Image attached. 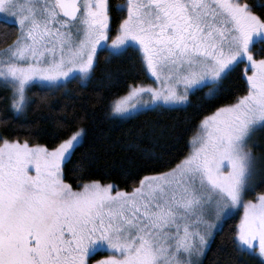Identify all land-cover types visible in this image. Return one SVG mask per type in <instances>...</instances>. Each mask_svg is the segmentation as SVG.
<instances>
[{"label":"snow or ice","instance_id":"6c2138e0","mask_svg":"<svg viewBox=\"0 0 264 264\" xmlns=\"http://www.w3.org/2000/svg\"><path fill=\"white\" fill-rule=\"evenodd\" d=\"M116 10L122 19L113 29L109 0H0L4 34L15 37L0 49L12 117L34 103V84L41 103L73 81L87 87L98 50L132 49L153 80L110 99L113 119L187 108L189 93L202 88L214 100L241 64L245 89L201 117L187 154L131 191L65 181L63 166L86 138L78 122L58 121L66 137L52 146L0 135V264H200L235 207L243 209L238 249L264 257V192L244 199L258 163L249 142L264 128V51L256 58L252 50L264 42V18L246 0H125ZM101 78L113 76L104 70ZM100 252L108 254L94 259Z\"/></svg>","mask_w":264,"mask_h":264},{"label":"trees","instance_id":"16d2710c","mask_svg":"<svg viewBox=\"0 0 264 264\" xmlns=\"http://www.w3.org/2000/svg\"><path fill=\"white\" fill-rule=\"evenodd\" d=\"M252 11L264 18V0H246ZM111 27L115 29L122 19L116 10L125 0H109ZM7 30L0 24V49L15 38L5 35ZM112 36L115 35L113 31ZM256 55L264 51V42L253 47ZM98 67L95 76L87 87L73 81L67 91L49 93L47 103L40 102L43 91L39 86L29 90L34 103L26 114L16 119L8 108L9 90L0 86V135L7 138L29 139L30 142L52 146L57 138L66 137V129L61 130L57 122H78L85 128L86 138L83 146L76 149L70 161L64 164V179L74 188L78 183L99 180L113 183L121 189L131 191L139 180L153 172L163 171L169 163L176 162L190 149L189 140L196 131V125L203 115H207L221 104L231 103L235 95L245 89L244 65H239L223 81L221 93L214 100H208L202 88L189 97L187 108H160L137 114L129 119H113L108 116L110 99L126 95L130 85L151 83L136 53L129 49L122 56H109L107 51L98 50ZM104 70L112 73L111 82L101 77ZM97 92L101 96L97 97ZM147 147L146 154L137 149ZM256 154L262 161L258 180L255 182L256 194L264 192V128L261 130L260 145ZM239 216H231L224 221L215 234L202 264H264L255 255L240 251L235 232Z\"/></svg>","mask_w":264,"mask_h":264},{"label":"rangeland","instance_id":"374dc122","mask_svg":"<svg viewBox=\"0 0 264 264\" xmlns=\"http://www.w3.org/2000/svg\"><path fill=\"white\" fill-rule=\"evenodd\" d=\"M0 19H2V17H0ZM252 50H253V49H252ZM253 55H254L256 58H260V56H257V55H256V51H254V50H253ZM151 81H152V82L149 83V84H152V83H153V80H152V79H151ZM33 86H39V87H40L39 84H34ZM33 86H32V87H33ZM28 94H29V93H28ZM191 94H192V93H189V97H190ZM136 115H137V114H136ZM134 116H135V115H134ZM261 130H262V128H258V129L253 133L252 138H251V140H250V142H249V143H250V147H251V151H252V153L254 154V156H256V157L258 158V163H257V172H256V175H255L254 178H253V181H252V185H253V187H252L251 190L246 189L244 199H252V198H251V194L254 193V192H256V191H255V190H256L255 182H257V180H258V175H259V173H260V171H261V167H262V161L259 159V157H258L257 154H256V150H257V148H258L259 145H260ZM225 212H226V215H222V217H221L220 229H221L222 225L224 224V221H225L227 218L231 217V216H239V220H240V217H241V215H242V213H243V209L240 208V207H235V208H229V209H226ZM218 231H219V230H217V231L215 232V234H216ZM215 234H214V236H215ZM212 240H213V239H212ZM211 242H212V241H211ZM210 245H211V243H210ZM209 247H210V246H209ZM209 247L206 249V251H205L203 257L200 258V264H202L203 258H204V256H205L207 250L209 249ZM244 252H245V251H244ZM246 253H249V252H246ZM107 254H108L107 252H100V253H98V254L94 257V259H101V258H103L104 255H107ZM251 254H252V255H255L256 257H258L259 259H261V260L264 262V257H260V256L258 255V253L253 252V253H251Z\"/></svg>","mask_w":264,"mask_h":264}]
</instances>
